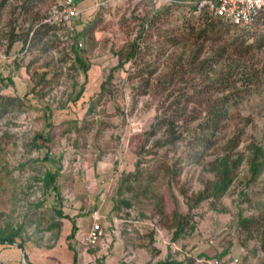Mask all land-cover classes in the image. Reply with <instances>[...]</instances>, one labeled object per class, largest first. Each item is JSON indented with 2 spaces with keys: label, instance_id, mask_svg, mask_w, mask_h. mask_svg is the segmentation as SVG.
Listing matches in <instances>:
<instances>
[{
  "label": "rangeland",
  "instance_id": "rangeland-1",
  "mask_svg": "<svg viewBox=\"0 0 264 264\" xmlns=\"http://www.w3.org/2000/svg\"><path fill=\"white\" fill-rule=\"evenodd\" d=\"M175 1L164 2L169 8L156 23L182 43H163L160 33L148 41L150 49L143 47L136 66L125 63L115 70V53L135 37L141 19L152 17L161 1H107L97 14L76 22L73 32L36 27L51 0H7L0 9V78L5 80H0V94L24 100L22 107H8L0 116V235L16 233V242L23 244L0 246V264H203L223 255L241 264H264L256 237L263 227L251 226L249 233L241 224L250 218L257 225L259 219L264 222V171L250 183L243 165L220 199L196 205V196L212 179L204 166L212 156L201 163L189 157L193 134L217 97L215 82L229 79L224 65H231L225 54L228 62L215 65L205 77L204 70L189 65L191 57L200 53V61L212 58L236 40L257 44L264 21L253 30L229 27L220 41H188V26L196 27L199 18L191 9L196 1ZM28 5L29 12L24 7ZM13 26L16 33L32 26L24 49L22 42L9 45ZM75 31L84 32L76 50L88 67L86 74L70 50ZM243 59L235 60L231 70L245 67L257 83L249 89L235 85L240 97L229 106L226 126L217 133V150L211 154L223 149L237 156L253 143L264 149V46ZM142 68L151 74L131 77ZM34 74H44L46 81L40 100L28 101L23 97L35 85ZM42 105L52 111L54 127L49 148L39 150L32 140L44 128ZM164 118L175 119V130L183 133L174 145L165 144L164 126L159 124ZM46 172L56 174L55 189L45 187ZM93 212L101 216L102 235L89 250L82 238ZM178 214H189L194 229L185 227L172 241L170 228H175ZM69 219L77 230L67 241Z\"/></svg>",
  "mask_w": 264,
  "mask_h": 264
},
{
  "label": "trees",
  "instance_id": "trees-1",
  "mask_svg": "<svg viewBox=\"0 0 264 264\" xmlns=\"http://www.w3.org/2000/svg\"><path fill=\"white\" fill-rule=\"evenodd\" d=\"M7 0H0V9L4 6ZM31 0H28L30 3ZM161 1V5L156 10V13L152 17H145L141 19L140 30L135 35V37L118 52L115 53V56L118 58V64L114 67L115 69H120L123 67L125 63H130L132 66H136V61L142 54L143 47H146L147 50L150 49V44L148 41L154 37H161L160 33L163 35V43L168 45H172L176 47L182 43L179 36H167L165 32H161L158 27L156 20L159 18V15L169 6H164L165 1H171V3L177 2L175 0H158ZM196 5L192 6V11L195 12L198 10V5L203 0H195ZM26 5V4H25ZM33 5V4H31ZM26 11L29 12L32 6H24ZM100 10L98 9L95 14H97ZM199 14V18L196 20L197 26L194 27L193 25H189V35L186 40H190V37H195V39L203 40L204 42H216L221 40V36L228 30L227 28H237L220 18L212 17L206 9H203ZM82 17V16H81ZM96 20H94L95 22ZM93 23V22H92ZM37 28H47L46 30H55L52 28H48L42 23ZM155 30V33L152 30ZM39 30V29H38ZM242 30V29H241ZM32 31V26L26 30V32H14V26L12 30L7 35V40L9 41V45L22 42V49L25 48L29 35ZM152 32V33H151ZM84 32H77L72 35V44L70 46V50L75 55V62L78 63L80 69L86 74L88 71V67L84 60L80 57L79 52L76 50V45L78 38L83 35ZM261 39L258 41L257 44L250 43L248 39H242L241 41L236 40L232 42L228 46L222 47L217 54H214L212 58H204L203 60H199L200 53L191 57V62L189 65L192 66L193 70H196L200 73H203L208 76L209 72L215 67V65H221L220 63L224 64L228 62L227 59L231 57V65L230 63L224 65V68L229 69L230 74L228 75L229 79L224 81H216L219 84L215 88L217 97L213 100V102L208 105L207 110L205 111V115L202 118V121L199 127L196 129V133L193 134V141L191 142L192 145V153H190L189 157L191 158L192 162L194 163H201L202 160H205L208 156H212L211 160H208L204 166L205 169L212 175V179L208 180L205 185L204 189L198 193L195 199L196 205L200 202L206 201L210 198H214L216 200L220 199L231 186L232 182L235 181L239 175L240 168L245 165L247 167V174L249 175V182H254L258 176L264 171V149L259 144H250L247 146L245 152L243 154L234 155L232 156L229 151L220 150L219 152L210 153V151H216V143H217V133L225 128V121H227V115L229 113V106L234 105L238 101L240 94L238 90L240 88H236L233 91L235 85L238 83H242V86L245 89H249L252 85H256L257 80L253 79L254 74L246 73L245 67L235 68L232 69V63L238 59L244 60L247 55L255 48L260 49L264 46V33H259ZM182 35V34H181ZM162 43V44H163ZM225 54H228L229 57H225ZM238 65V64H237ZM244 66V65H243ZM214 71V70H213ZM150 75L151 72H147L146 69L142 68L136 72L133 76L134 79L140 78L145 74ZM35 75V77H34ZM32 77V81L35 80V85L30 87L24 95V99L29 101V97L36 98L40 100L38 97L42 95V88L43 84L45 83L44 74L37 76L34 74ZM231 77V78H230ZM234 77V78H233ZM236 77V78H235ZM211 79V77L209 76ZM1 82L4 83V78H0ZM7 81L10 82V78H7ZM148 82H144L146 86ZM6 85V84H4ZM82 92V90H81ZM81 92L77 95V99L80 97ZM24 100L19 98L18 96H6L0 94V116L1 114L8 112L9 108L12 106L22 107V103ZM42 109L44 111L45 123L44 128L41 132H38L33 137V145L36 149H48V144L52 141L53 138V127L54 124L52 122V111L48 106L42 105ZM175 119H162L159 124L164 126V133L166 136L165 144L174 145L175 143L181 141L183 139L182 134L178 133L175 130ZM238 138H234L231 143L233 144L232 147L235 148L238 145ZM48 159V158H46ZM56 174L51 172H46L43 177V182L46 188H56L55 185ZM192 208H189V211ZM58 215L62 218H68L66 215H62L61 212H57ZM175 224L173 225L175 228H170L173 230L172 234V241H177L180 237L181 233L185 230V227L189 226V220L191 216L187 215H175ZM258 225L254 222V219H244L242 220L241 224L243 225V229L247 230L248 232L251 231V226L259 227L258 230L263 227L261 235H258V239L260 240L258 250L264 253V222L259 219ZM71 223V228L69 235L67 236V241H70L75 237L77 226L73 219H69ZM190 230L194 229V226H189ZM250 233V232H249ZM259 233V232H258ZM17 234L12 233L8 235H0V246H17L19 248L23 247V244L20 242H16ZM100 240V239H99ZM99 242V241H98ZM97 242V243H98ZM68 247L72 249V246L69 244ZM94 246H88V249H92ZM1 249V248H0ZM256 249V251H258ZM255 251V250H254ZM223 256H219L217 259H222ZM24 260L27 262V256L24 255ZM30 264V262L25 263ZM159 264H182V262L178 261H163ZM190 264V263H188Z\"/></svg>",
  "mask_w": 264,
  "mask_h": 264
},
{
  "label": "built area",
  "instance_id": "built-area-1",
  "mask_svg": "<svg viewBox=\"0 0 264 264\" xmlns=\"http://www.w3.org/2000/svg\"><path fill=\"white\" fill-rule=\"evenodd\" d=\"M206 9L215 18L238 27L253 30L258 21H264V0H203L198 5L197 13ZM81 18L78 0H51L50 8L42 21V25L52 29L75 30L76 22ZM264 26V24H263ZM91 226L83 236L82 244L95 245L102 235L101 216L97 212L91 214ZM203 264H241L236 257L203 261Z\"/></svg>",
  "mask_w": 264,
  "mask_h": 264
},
{
  "label": "crops",
  "instance_id": "crops-1",
  "mask_svg": "<svg viewBox=\"0 0 264 264\" xmlns=\"http://www.w3.org/2000/svg\"><path fill=\"white\" fill-rule=\"evenodd\" d=\"M107 1H110L111 2V0H99V1L96 0V2L93 1V0H91L89 2H87V0H79L78 1V8L81 11V16L84 17L87 14L89 16H91V15L93 16L97 12L98 8L102 4L106 3ZM81 18L77 21V23L82 20Z\"/></svg>",
  "mask_w": 264,
  "mask_h": 264
},
{
  "label": "water",
  "instance_id": "water-1",
  "mask_svg": "<svg viewBox=\"0 0 264 264\" xmlns=\"http://www.w3.org/2000/svg\"><path fill=\"white\" fill-rule=\"evenodd\" d=\"M23 258H24V255H23Z\"/></svg>",
  "mask_w": 264,
  "mask_h": 264
}]
</instances>
